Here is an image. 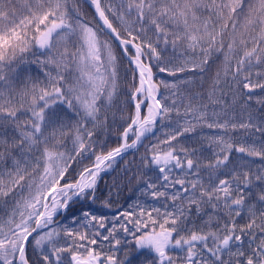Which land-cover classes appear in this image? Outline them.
I'll use <instances>...</instances> for the list:
<instances>
[{
  "label": "snow or ice",
  "instance_id": "6c2138e0",
  "mask_svg": "<svg viewBox=\"0 0 264 264\" xmlns=\"http://www.w3.org/2000/svg\"><path fill=\"white\" fill-rule=\"evenodd\" d=\"M130 253L264 264V0H0V264Z\"/></svg>",
  "mask_w": 264,
  "mask_h": 264
},
{
  "label": "trees",
  "instance_id": "16d2710c",
  "mask_svg": "<svg viewBox=\"0 0 264 264\" xmlns=\"http://www.w3.org/2000/svg\"><path fill=\"white\" fill-rule=\"evenodd\" d=\"M32 73H35L36 69L35 66H32L31 68ZM171 79V78H168ZM111 140H115L116 139V133H113L110 137ZM106 179H108V177H106ZM138 195V193H136L134 190H128V191H124L123 193H121V198L119 201V204L117 205V207H119L120 205H124V207H128L129 204H131V202L136 198V196ZM107 214H110V212H107V210H104ZM130 239V237H129ZM130 256H132V264H137V254L136 253H130Z\"/></svg>",
  "mask_w": 264,
  "mask_h": 264
},
{
  "label": "flooded vegetation",
  "instance_id": "af4514ba",
  "mask_svg": "<svg viewBox=\"0 0 264 264\" xmlns=\"http://www.w3.org/2000/svg\"><path fill=\"white\" fill-rule=\"evenodd\" d=\"M110 215V214H109Z\"/></svg>",
  "mask_w": 264,
  "mask_h": 264
}]
</instances>
